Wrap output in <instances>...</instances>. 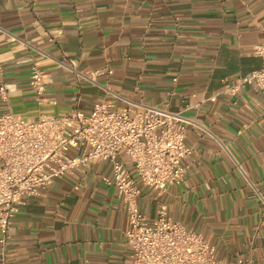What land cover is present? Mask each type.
Listing matches in <instances>:
<instances>
[{
  "label": "crops",
  "instance_id": "0c3cea01",
  "mask_svg": "<svg viewBox=\"0 0 264 264\" xmlns=\"http://www.w3.org/2000/svg\"><path fill=\"white\" fill-rule=\"evenodd\" d=\"M263 41L264 0H0V116L88 115L96 103L128 101L181 112L186 172L163 192L140 185V211L152 220L166 205L223 264H264V93L223 92L261 67L253 48ZM33 65L44 72L41 105ZM71 67L98 72L97 84ZM111 174L95 162L27 198L0 264L2 253L6 264H132L126 208L103 181Z\"/></svg>",
  "mask_w": 264,
  "mask_h": 264
},
{
  "label": "built area",
  "instance_id": "2783aa9c",
  "mask_svg": "<svg viewBox=\"0 0 264 264\" xmlns=\"http://www.w3.org/2000/svg\"><path fill=\"white\" fill-rule=\"evenodd\" d=\"M253 53L261 59V67L236 83H227L225 94L235 96L247 86L264 93V41L253 48ZM70 69L78 77L97 84L98 72L83 75ZM29 84L36 103L43 104L44 72L36 65L31 67ZM0 96L8 101L1 65ZM128 102L127 107L118 110H109L105 102L96 103L88 115L75 110L60 116L40 115L34 120H26L12 111L0 116L2 247L27 198L42 195L77 168L106 162L112 174L103 181L117 190L126 208L125 236L133 253L132 264H223L203 235L168 216L166 205L158 206L152 220L140 211V185L163 192L169 185L181 183L186 172L183 161L190 154L186 146L189 121L167 106ZM124 159L132 165L134 173ZM5 258L2 253L3 264Z\"/></svg>",
  "mask_w": 264,
  "mask_h": 264
}]
</instances>
